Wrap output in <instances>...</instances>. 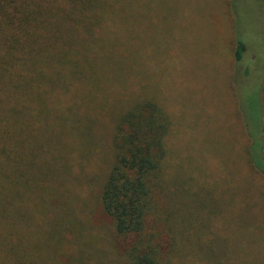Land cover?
Listing matches in <instances>:
<instances>
[{
	"label": "trees",
	"instance_id": "1",
	"mask_svg": "<svg viewBox=\"0 0 264 264\" xmlns=\"http://www.w3.org/2000/svg\"><path fill=\"white\" fill-rule=\"evenodd\" d=\"M167 7L0 0V264H203L187 239L223 216L176 170L186 151L200 163L186 148V41L163 49L156 29ZM243 123L264 174L263 127L254 141ZM86 164L108 165L86 179Z\"/></svg>",
	"mask_w": 264,
	"mask_h": 264
},
{
	"label": "rangeland",
	"instance_id": "2",
	"mask_svg": "<svg viewBox=\"0 0 264 264\" xmlns=\"http://www.w3.org/2000/svg\"><path fill=\"white\" fill-rule=\"evenodd\" d=\"M167 4L156 29L163 49L173 38L186 41V148L198 153L200 163L188 164L186 151V164H176V170L183 181L194 180L200 200L220 204L223 216L204 219L202 230L187 241L203 264H264V174L249 164L251 140L243 123L246 116L254 141H260L263 127L264 138V0ZM238 36L246 44L241 64H235L233 51ZM94 165L86 164V179L104 173L108 164ZM74 168L80 170L78 164ZM96 214L109 222L97 208ZM113 241L119 253L128 244Z\"/></svg>",
	"mask_w": 264,
	"mask_h": 264
}]
</instances>
